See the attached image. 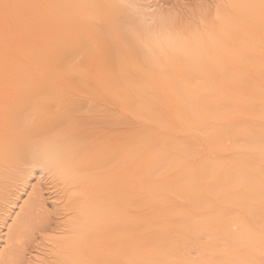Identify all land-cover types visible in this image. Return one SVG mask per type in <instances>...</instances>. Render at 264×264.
<instances>
[{
    "label": "bare ground",
    "instance_id": "1",
    "mask_svg": "<svg viewBox=\"0 0 264 264\" xmlns=\"http://www.w3.org/2000/svg\"><path fill=\"white\" fill-rule=\"evenodd\" d=\"M168 4L0 0V201L37 171L64 184L49 264H264V0ZM99 100L146 119L141 141ZM29 199L7 243L46 215Z\"/></svg>",
    "mask_w": 264,
    "mask_h": 264
},
{
    "label": "rangeland",
    "instance_id": "2",
    "mask_svg": "<svg viewBox=\"0 0 264 264\" xmlns=\"http://www.w3.org/2000/svg\"><path fill=\"white\" fill-rule=\"evenodd\" d=\"M168 1L170 2V4H168L166 7L172 9L171 10L172 13H175L179 19L186 21L187 20L189 21V19L192 18L190 15L192 14V12L193 13L199 12L205 6H209L212 9L218 3L222 2V0H172V1L168 0ZM198 8L201 9L198 10ZM187 9L190 10L189 13H187ZM175 11L176 12L178 11L177 12L178 14ZM112 103H113L112 105H108L106 101L99 100L94 105V108L97 109L96 113H101L105 108L109 107L116 114L118 118L117 120H119V117L121 118V121L117 122L120 124L115 127V130L118 133L117 139L121 138L124 134L125 135L129 134L131 135V138L136 136L134 139L136 142L141 141L142 139L141 135L145 129L144 123L146 122V119L142 118L139 120H135L133 116L123 112L117 102H112ZM124 120L128 122L126 126L122 124ZM124 129H127L128 131L123 133ZM227 140H228L227 141L228 144L239 143L238 141L239 138L235 137L234 135H229L227 137ZM177 141H181V140L177 139ZM189 144L192 150L196 153L193 159L195 161H200L204 157L202 148H200L198 144L194 142H189ZM211 158L218 159L219 155L217 154L212 155ZM161 173H163V167L158 168L155 172L156 175ZM47 175H48L47 173L41 171L39 173V171H37L36 174L31 175L32 177H30L29 179H27L28 177L25 178L26 180L23 179L27 181V183L23 181L19 183L17 182L18 179L14 181L12 180L13 183L10 181L11 183L10 186L12 187L11 190L12 189L13 190L7 196H5L6 198L3 197L2 200L4 201L1 200L3 204H1L0 201L1 204L0 209L2 210V212H0V259H1L0 262H3L2 264H49L60 253L62 247H64L63 242L71 237L70 234H65L64 224H66V222L70 217L71 218L69 220H71L72 216L76 215V213L75 212L73 213L74 210L72 212L67 211L66 205L69 204L71 201L69 202V199H66L68 198V196L66 197V194L62 193L63 190L61 189L62 187H64V184H62L60 180H59L60 182L58 180L56 181L55 178L52 179L50 178V176ZM18 183L20 186L18 185ZM24 183L26 185L22 186L24 185ZM37 183L38 184L40 183L39 184L40 186ZM13 185H17L19 188ZM60 185L62 187H59ZM34 192L38 194V196L43 197V202L45 203H42V206L44 205L43 206L44 208L42 207V209H44L46 215H44V217L42 218L41 215L36 217L32 213L30 215L33 216L29 217L26 220H25L26 216H24L25 217V218L23 217L24 221H22L21 219V222L24 224L23 226L25 227L23 236L19 240H17V237H15L13 234L12 236L14 240H12L11 237L10 243H7V236L9 234V231H11V229L13 230L14 227H16V225L18 224L21 218V214H22L21 212L23 211V209L25 210V207L27 205L26 202H29L28 201L30 200L29 197H31ZM61 194L64 195L62 196ZM16 217L17 218L20 217V218L16 219ZM44 223H46L47 225ZM42 224L46 226L48 225L50 226H48L49 228L46 229L47 227L46 228L42 227L43 226ZM177 234L178 233H174V236H176ZM11 247L15 248V250L17 251L16 255L23 256L24 260L19 258L18 260H13L12 262L4 263L6 262L5 260H8V258L10 257L9 255L11 254L10 252L12 250Z\"/></svg>",
    "mask_w": 264,
    "mask_h": 264
}]
</instances>
